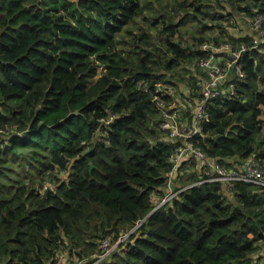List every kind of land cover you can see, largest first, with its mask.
<instances>
[{
	"label": "trees",
	"instance_id": "trees-1",
	"mask_svg": "<svg viewBox=\"0 0 264 264\" xmlns=\"http://www.w3.org/2000/svg\"><path fill=\"white\" fill-rule=\"evenodd\" d=\"M148 5L0 0V134L15 131L0 143V264H57L63 251L93 264L102 240L127 234L98 264H260L261 189L236 184L233 204L221 183L193 176L172 200L154 203L165 199L173 170L155 99L170 104L176 78L196 90L203 44L251 47L249 34L231 30L243 16L264 13V0H183L180 27L202 16L221 22L222 32L204 36L212 28L200 21L204 32L183 46L164 21L159 50L150 32L162 16L149 32L129 29ZM124 33L129 50L119 46ZM241 67L235 95L214 101L196 140L226 165L264 161V48L245 53ZM185 71L193 77L184 79Z\"/></svg>",
	"mask_w": 264,
	"mask_h": 264
},
{
	"label": "built area",
	"instance_id": "built-area-1",
	"mask_svg": "<svg viewBox=\"0 0 264 264\" xmlns=\"http://www.w3.org/2000/svg\"><path fill=\"white\" fill-rule=\"evenodd\" d=\"M246 27L251 37V47L242 45L234 49L230 44L220 45L203 44L200 49L204 58L199 61L197 77V98H189L185 104L175 106L167 104L162 97L155 99L161 114L160 130L167 135L173 144L169 162L173 165L168 185H172L173 173L183 163L199 164L204 176L199 184L206 182H219L224 187L233 189L236 184H248L264 191V161L257 156H252L245 161H240L235 166H228L217 160H211L206 153L196 144L198 135L204 126L210 123V107L219 97H232L235 95L236 77L245 78L241 61L248 51L264 48V13L256 11L253 16H243L238 26ZM161 91H158V93ZM175 94V91H171ZM191 108V116L189 108ZM185 189H179L167 195L162 204L172 200ZM124 235L120 242L128 237ZM116 249V244L107 238L100 242L93 264H98L107 259ZM57 264H62L56 259Z\"/></svg>",
	"mask_w": 264,
	"mask_h": 264
},
{
	"label": "rangeland",
	"instance_id": "rangeland-1",
	"mask_svg": "<svg viewBox=\"0 0 264 264\" xmlns=\"http://www.w3.org/2000/svg\"><path fill=\"white\" fill-rule=\"evenodd\" d=\"M73 2H76L77 0H71ZM183 0H143V2H145V4H149L148 6H146V12L145 14H143L142 17H140L136 24L132 25L129 29L132 30L133 32L139 33L140 31H147L149 32V27L150 25L153 23V26H156V24H154L155 22V18L158 16H162V19L159 20V22L157 23V28H155L154 32H150V34L152 35V37L154 39H156V49L159 50V48H161L162 42L164 41H160L159 37H158V32H161L164 28V26L169 25V24H173L176 26V29L179 30L178 35H176L175 38V42H178L180 44H183V46H187L188 44H193L194 43V39L195 38H199L201 36V34L204 32L203 29V25L200 24V21H202L203 17H199L198 19H192V18H187L186 21L184 22V24L180 27V23L181 20L185 17V12L183 11H177L176 12V7L178 6L179 2H181ZM206 4L208 6H206L205 8H209V10L211 12H218L215 8L214 2H206ZM206 10V9H204ZM233 19H237V18H233ZM166 21V25L163 24V22ZM204 25H208L209 29L210 28H215L216 26H220L222 23L219 21H213L211 22L209 20V17H207L206 21H202ZM243 25V24H242ZM244 26V25H243ZM208 29V30H209ZM240 30V34L241 32H246L245 30L239 29ZM219 29H215V31H207L206 33H204V36H207V33H210L211 35H215L218 34ZM130 35H128L127 33H124V35L122 36V38H120V44L119 46L121 48H123L124 50H129V48H127L125 46V44H127L129 42V37ZM163 38V37H162ZM185 73H189L190 76L192 75V73L190 71H185ZM175 83L177 84L174 89L175 94L177 95L176 97V101H178L181 104H185L186 100H188L189 97V93H193V95L191 96V98H197L198 94H197V90L195 91H191L192 87H191V82L189 83V80H184L181 81L178 78H176ZM189 108V107H188ZM189 110H191V108H189ZM10 132V134H9ZM8 133V134H7ZM6 133V135L0 136V143L2 141H7L11 135L15 134V131H8ZM162 139L165 140L167 139L166 136L162 135ZM19 175L16 179L22 178L24 176V172L23 169H18ZM13 176H16V173H14ZM59 178H65L66 175L64 173H60L59 175H57ZM58 179V178H56ZM60 180V179H58ZM183 181H187V179L182 178ZM51 180L48 182V185L51 184ZM171 186H172V192L173 194H175L176 192V186L174 185V183H172V185H168L167 188V194L171 195ZM263 195L264 191H259L257 192L258 195L260 194ZM229 203H232L231 201H228ZM154 203L156 204V206L161 205L162 203H160V200L158 198H156V200H154ZM261 208L264 211V202L262 203L261 207L258 208V212L261 213ZM258 218L257 214H256V219ZM116 244V248L117 246L122 243V242H115ZM262 254H264V251H262V253L259 255L261 256ZM60 256V262L62 264H80L77 261V257H73L69 254V252L63 251L62 253L59 254ZM262 258L259 261L260 264H264V256H261ZM257 258V256L255 257V259Z\"/></svg>",
	"mask_w": 264,
	"mask_h": 264
},
{
	"label": "crops",
	"instance_id": "crops-1",
	"mask_svg": "<svg viewBox=\"0 0 264 264\" xmlns=\"http://www.w3.org/2000/svg\"><path fill=\"white\" fill-rule=\"evenodd\" d=\"M222 25V24H221ZM227 24H224V27H226ZM219 29L218 31V34H215V35H211L210 33H207V36L209 37H212V36H217L219 34H221L222 30L218 27H215L214 29H211L209 30L210 31H215V29ZM236 30L233 31L231 30V34L235 36L236 33L240 32L239 29H242V30H245L246 32H241V36H244V37H248L247 34H248V30L246 29V27H234ZM227 29H228V26H227ZM190 77V74L188 73L186 77H184V79H189ZM191 77H193V71H192V75ZM197 77L198 75H195V80H197ZM174 96H171L173 101H170V103H173L175 106H178L180 103L178 101H176V97L177 95L176 94H173ZM176 95V96H175ZM166 135V134H165ZM166 138L168 140V142H171L167 135H166ZM240 160L238 158H232L231 160H229L227 162V164L229 166H235L237 163H239ZM193 176H198L201 180L203 179V172L199 166V164L193 162L192 164H189V163H183L181 165V167L177 168L176 171H174L173 173V182L174 185L177 187V189H185V188H182V186L180 185V181L182 180V178H185V179H190L191 177ZM169 179H170V176H169ZM172 187V186H171ZM176 189V190H177ZM223 190H224V197L226 198V201H231L233 204L235 203V194L234 192L232 191V189L230 188H227V187H224L223 186ZM168 195V194H167ZM166 195V196H167ZM156 200V199H155ZM229 203V202H228ZM162 205V204H161ZM59 258L58 256L56 257V259ZM73 259V257L71 258Z\"/></svg>",
	"mask_w": 264,
	"mask_h": 264
},
{
	"label": "water",
	"instance_id": "water-1",
	"mask_svg": "<svg viewBox=\"0 0 264 264\" xmlns=\"http://www.w3.org/2000/svg\"><path fill=\"white\" fill-rule=\"evenodd\" d=\"M158 208H159V207H158ZM158 208H156L155 211H156ZM155 211H153V213H154ZM153 213H152V214H153Z\"/></svg>",
	"mask_w": 264,
	"mask_h": 264
}]
</instances>
